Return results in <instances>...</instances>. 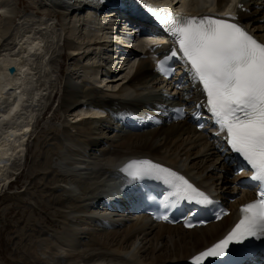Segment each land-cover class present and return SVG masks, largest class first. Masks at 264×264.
<instances>
[{
    "label": "bare ground",
    "instance_id": "6f19581e",
    "mask_svg": "<svg viewBox=\"0 0 264 264\" xmlns=\"http://www.w3.org/2000/svg\"><path fill=\"white\" fill-rule=\"evenodd\" d=\"M49 1L53 4H61L62 9L67 10L64 11L65 15L74 11V7L77 9L81 6L76 0ZM239 1L196 0L197 9L185 8L184 11L189 12L188 15L197 14L198 16L207 15L206 11L233 12L239 16V20L244 25L253 28L258 37L264 40V28L259 25L264 22H261V18L258 17V9H256L261 0L240 1L245 2L243 6H248L250 12H243L241 8H237ZM263 2L262 0L261 4H264ZM181 3L186 5V2L182 0H178L177 3L172 2L170 5L176 9L177 5H181ZM65 5L67 6L65 7ZM34 8L40 18L52 19L47 17L48 15L53 16L50 15L53 14L52 11L42 12V10ZM76 13L80 15L82 10H77ZM59 15L62 16L63 12ZM19 16H21L19 20L27 22L26 24L32 21L28 14H21L16 18ZM23 16L30 17V20L22 19ZM77 17L79 16L77 15ZM16 18L12 25L19 21L18 19L15 21ZM4 20L7 21L8 17ZM78 20L82 21L81 18ZM91 21L96 25L94 19ZM64 22H66L65 24L71 23L67 19H64ZM70 28V31L74 33V27ZM27 33L18 42L20 50L15 57L3 55L0 59V165L13 161L12 147H18L21 139L28 135L24 134V131L27 126L30 127V123H27L26 120V113L29 109L27 99H30V95L35 93L30 86L34 80L33 66L40 59V64L45 65L44 59L41 58L45 52L43 38ZM104 40L107 41L106 36L100 35L95 44L104 45ZM69 49L72 50V55L69 53V57L79 54H86L87 57L91 55L83 50L82 46L79 47L73 43ZM134 52L137 55H143L145 63L141 62L138 65L135 74L124 83L117 97L101 95L91 87L84 89L83 92L81 91L82 94H79V87L70 88L66 84L64 96L67 97H65L63 109L68 111L70 108L86 102L87 96L91 97L95 106L107 108L115 106V110H124L132 105L141 107L144 98L150 100L151 89L161 90L164 87L154 67V52L151 50L144 52L135 50ZM12 64L17 66L21 75L18 73L16 75L8 74L7 68ZM99 66V68L104 67ZM123 69L124 63L118 72H122ZM60 70L63 72V69ZM188 87L189 92L192 91L190 98H194L195 101L199 100L201 94L195 82H190ZM133 94H143V99L135 98ZM57 95L55 93L53 97L56 98ZM29 104L33 105V101ZM46 114L47 112L42 114L43 118ZM88 115L103 117L104 113L92 110L89 114L85 112L80 116L83 119ZM54 116L57 117L58 114H54ZM90 124L92 123H88V125ZM90 127L92 126L90 125ZM113 131L116 132V135L111 141L112 147H103V151L99 155L92 154L94 152L90 153L91 151L89 152L88 149L89 145H98L97 134L96 138L91 136L88 138L89 135L76 138L71 134L72 132L63 129L61 130L62 134L52 138L55 140L54 144H57V151L53 148L45 151L47 155L42 161L43 171L49 175V178L45 180L44 185L46 191L54 188V192H50V196L53 198L49 201L52 203L48 202V205L52 206L53 213L56 211L52 215L61 228L59 232L49 235L39 219L30 220L29 218L27 229L25 232H20V235L26 236L25 244H23L24 249L20 254L24 264H182L187 262L192 255L219 239L230 228L229 226L234 220L232 215L221 222L206 227L185 230L181 226L153 224L146 216L130 218L119 215L115 217V215H108L105 211H95L91 200L94 201L108 185L117 184L118 176L122 173L119 169L132 159H150L155 163L186 174L193 181L210 188V190L218 188L224 190V183L227 182L226 173L229 172V162L216 149L215 143L210 142L208 136L197 131L191 121H164L158 127H149L138 132L131 131L124 135L115 129ZM52 154H56L54 162ZM213 156L218 160L215 164H210L208 159ZM193 159L196 162H193ZM99 218L105 219L111 228L95 224L94 222ZM43 219L45 225L50 223L51 218ZM81 231L90 236L88 242L83 243ZM79 237H81L80 242Z\"/></svg>",
    "mask_w": 264,
    "mask_h": 264
},
{
    "label": "rangeland",
    "instance_id": "374dc122",
    "mask_svg": "<svg viewBox=\"0 0 264 264\" xmlns=\"http://www.w3.org/2000/svg\"><path fill=\"white\" fill-rule=\"evenodd\" d=\"M152 1H161L160 3L163 5L169 6L172 2L177 3L178 0ZM182 1L186 2V5L181 3V5H177L176 9L181 11H184L185 8L189 10L197 9L196 0ZM203 1L209 2L212 0ZM51 5L58 4L51 3ZM23 7L26 10H35L34 7H36L38 10H42V12L52 11L51 13L53 14H49L53 16L62 14L63 12L64 16L59 15L56 16L58 17L57 19L54 17L53 20H45L37 15H30L33 23L26 24L27 22L19 20L21 16L16 18L18 15L25 14ZM64 11L67 10H63L61 5L60 8L59 5L52 7L44 0H0V59L3 55L15 57L18 54L17 52L20 50L18 42L27 33L26 31L29 32L27 33L29 35L35 34L43 38L41 39L44 40L43 45L45 46V54L48 59L44 60L46 62L45 65L40 64V59L33 66L34 80L30 86L31 90L35 91V93L30 95V99H27L29 109L26 113V120L27 123H30L32 131L28 139L27 137L21 139V142L18 144L19 148L12 147L13 161L9 164L0 165V264H24L20 254L23 252L26 236L20 235V232H25L27 229L29 218L30 220L39 219L41 225L42 223L44 224V229H46V232L48 231L49 235L60 231L61 227L57 225V220L53 217L56 211L53 213L52 206L48 205V202L52 203L49 201L53 198L50 196V192H54V188L50 191L45 190L46 186L44 182L49 178V175L44 173L42 164L45 155H47L46 149L53 148V150L56 149L55 151H57V144H54L55 140L52 138L62 134L61 130L67 129L76 138H83L88 135V138L90 136L92 138L97 137L98 145H89L88 148L91 149L90 153L94 152L92 154L96 153L95 155H99L102 153L103 147H112L111 141L114 140L116 133L107 127L111 125L112 121L98 120L97 122H93L88 119L80 120L82 117L76 118L78 114L81 115L85 112L89 114L88 107H72L68 111L63 109L65 97H67L64 96L65 85L73 83L69 86L70 88L79 87L80 89H90L91 87L101 95H115L113 97H117L124 83L135 74L134 72L137 70L138 65L141 62L145 63L144 58L139 62L137 58L131 57L130 60H124L122 72L109 77L102 76L100 68L97 65L100 60L105 62L101 58L107 53L103 49L102 53L94 54L102 47L95 43L93 44L94 41H98L100 33L95 29L96 26L93 22L90 21V17H88L89 12L82 10V14L79 15L78 13L73 14L68 11L69 13L65 15L66 12ZM258 13L261 16L258 14L259 18H264L261 10ZM7 17L8 20L5 21L4 18ZM30 17L23 16L22 19L29 21ZM15 18L19 21L17 20L18 22L12 25ZM78 18H81L82 21H79ZM64 19L70 20L71 23L65 24ZM83 20L86 21L84 22ZM85 23L86 25H92V27L84 26ZM259 25L264 28V24L259 23ZM72 26L74 27V33L70 31V27ZM72 43L77 46L79 45V47L82 46L83 50L91 55L87 57L86 54H79L69 57L68 52ZM101 55L103 56L101 57ZM60 69H63V73L61 74ZM78 69L79 72L76 73L75 71ZM71 75L74 81L67 80ZM84 75L88 77L85 78ZM89 81L96 84L97 87H94L93 83L92 85L87 83ZM55 93L58 94L56 98L53 97ZM31 101H33V105L29 104ZM50 102L52 104L51 109L47 108ZM43 112H47V114L41 119V116L44 115ZM54 114H58V116L56 117ZM88 123H92L90 124L92 127ZM82 126H84V129ZM54 155L56 154H52L53 162L56 160ZM49 157L51 158V155ZM217 160L218 158L214 156L208 159L210 164H215ZM193 162H196V160L193 159ZM12 179L15 182L7 189V184ZM45 217L51 218L50 223H46V225L43 219ZM81 235L83 243L90 240V236L83 234L82 231ZM80 240L81 237H79V242Z\"/></svg>",
    "mask_w": 264,
    "mask_h": 264
},
{
    "label": "snow or ice",
    "instance_id": "6c2138e0",
    "mask_svg": "<svg viewBox=\"0 0 264 264\" xmlns=\"http://www.w3.org/2000/svg\"><path fill=\"white\" fill-rule=\"evenodd\" d=\"M237 7L243 8V4ZM148 11L178 45L171 50V56L156 62L157 71L171 75L174 70L166 66L167 62L182 54L189 74L202 86L201 91L206 96L203 106L218 127L216 135H225L231 150L247 162L253 173L251 179L260 186L258 198L240 207V219L234 227L222 239L192 255L190 260V264H207L210 259L218 260L219 264H231L233 254H246L253 241L264 246V42L250 34L233 12L216 17L171 11L161 16L150 6ZM175 111L180 113L183 109ZM193 115L199 119L198 112ZM198 126L204 128V124ZM119 171L129 183L145 178L163 181L171 189L173 203L187 201L202 206L214 203L209 194L185 176L150 159L129 160ZM170 206L164 205L165 209ZM158 218L168 220L169 216Z\"/></svg>",
    "mask_w": 264,
    "mask_h": 264
},
{
    "label": "water",
    "instance_id": "95a60500",
    "mask_svg": "<svg viewBox=\"0 0 264 264\" xmlns=\"http://www.w3.org/2000/svg\"><path fill=\"white\" fill-rule=\"evenodd\" d=\"M9 71H10V73H11L12 75H14L15 68H14V67H11V68L9 69Z\"/></svg>",
    "mask_w": 264,
    "mask_h": 264
}]
</instances>
